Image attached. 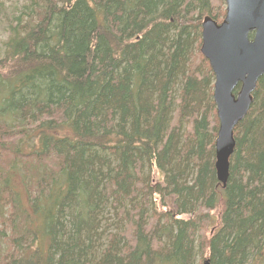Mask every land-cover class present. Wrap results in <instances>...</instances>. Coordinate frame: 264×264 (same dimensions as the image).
Returning <instances> with one entry per match:
<instances>
[{"label":"trees","instance_id":"16d2710c","mask_svg":"<svg viewBox=\"0 0 264 264\" xmlns=\"http://www.w3.org/2000/svg\"><path fill=\"white\" fill-rule=\"evenodd\" d=\"M206 17L225 0H0V264H264V76L223 188Z\"/></svg>","mask_w":264,"mask_h":264},{"label":"water","instance_id":"95a60500","mask_svg":"<svg viewBox=\"0 0 264 264\" xmlns=\"http://www.w3.org/2000/svg\"><path fill=\"white\" fill-rule=\"evenodd\" d=\"M202 28L201 54L215 76L214 102L220 123L215 170L225 188L236 148L235 129L247 117L264 76V0H226L223 22L207 17Z\"/></svg>","mask_w":264,"mask_h":264},{"label":"rangeland","instance_id":"374dc122","mask_svg":"<svg viewBox=\"0 0 264 264\" xmlns=\"http://www.w3.org/2000/svg\"><path fill=\"white\" fill-rule=\"evenodd\" d=\"M13 3H16L18 0H11ZM8 2V0H7ZM7 30V25L4 24L3 19L0 18V44L1 43H5L6 40L8 39L9 34L6 32ZM2 45V44H1ZM0 45V47H1ZM33 135V134H32ZM33 138V137H32ZM153 177H154V181L160 182L161 184H163L164 179L162 178V176H159L158 172L153 173ZM222 206L220 205V207L213 213V218H212V225L210 226L209 230H208V234H212L217 230V227L219 225V214L222 211ZM183 219H189L188 216H184ZM201 264H204V261L201 262Z\"/></svg>","mask_w":264,"mask_h":264}]
</instances>
